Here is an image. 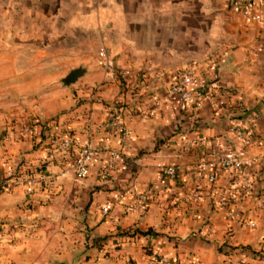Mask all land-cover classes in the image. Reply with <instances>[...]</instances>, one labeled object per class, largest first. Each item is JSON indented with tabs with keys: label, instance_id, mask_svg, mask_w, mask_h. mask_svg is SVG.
Returning <instances> with one entry per match:
<instances>
[{
	"label": "crops",
	"instance_id": "obj_1",
	"mask_svg": "<svg viewBox=\"0 0 264 264\" xmlns=\"http://www.w3.org/2000/svg\"><path fill=\"white\" fill-rule=\"evenodd\" d=\"M247 6L264 14L262 0H0L4 78L27 95L23 112L0 126V180L12 167L54 180L32 193L0 189V264H145L153 254L176 264H264V22ZM102 46L120 74H132L131 89L98 66ZM150 64L155 72L144 75ZM78 67L84 76L61 86ZM183 70L214 94L200 109L169 93L171 73ZM119 108L132 134L124 143L115 130L109 149L122 160L102 181L111 156L97 127ZM250 120L258 170L245 196L239 175L220 172L210 183L198 164L236 148L233 128ZM56 136L75 145L55 150ZM87 142L98 151L79 180L66 168ZM160 162L175 165L177 178L164 177ZM134 184L149 200L128 213ZM195 190L200 200L185 201ZM224 191L237 197L223 204Z\"/></svg>",
	"mask_w": 264,
	"mask_h": 264
},
{
	"label": "built area",
	"instance_id": "obj_2",
	"mask_svg": "<svg viewBox=\"0 0 264 264\" xmlns=\"http://www.w3.org/2000/svg\"><path fill=\"white\" fill-rule=\"evenodd\" d=\"M264 3V0H262ZM244 13L247 16L254 17L255 19L264 22V14L261 16H256L253 14V10L250 6L245 7ZM98 66L103 68L105 72L111 77L115 78L117 76V69L115 67L113 59L110 57L106 47L102 46L98 51L97 57ZM155 72L154 65L150 64L147 66L144 75H148ZM125 77H132L130 73H123ZM169 93L172 95H179L181 100L185 103L194 102V108L200 109L203 106V101L206 98H211L214 94L210 93L206 89V85L202 77L198 76L195 71L183 70L174 71L170 75L169 81ZM196 96L198 97L197 100ZM217 107L221 105L220 101L214 102ZM135 111V110H134ZM123 108L117 109L111 116L107 123H103L97 127L98 132H104V136L101 143L100 149L110 150V158L105 162V164L100 168L99 178L102 181H109L113 173L118 168L120 161L122 160V152L120 149H109V142L114 136L115 130L120 131L122 142L126 143L131 134L132 129L122 120ZM134 112L129 110L128 114H133ZM103 128V130H101ZM30 132L31 129H26ZM233 133L239 140V144L236 148L232 150L224 151L223 148L218 150L217 154L212 158L202 159L199 164V172L205 175L210 183H215L218 180L220 172H228L231 174H237L242 180L241 195H250L254 188V172L257 169H253L255 166L254 160L249 155V148L254 142L255 134L251 123L246 122L243 125H238L233 128ZM6 142H11L13 140L12 135L7 134L5 136ZM184 140V139H183ZM52 144L55 150L67 153L75 145V140L70 136L63 137H53ZM195 142H189L188 146H195ZM219 145V144H217ZM98 149H96L91 142H87L78 153L77 157L73 159L66 168V171L71 172L76 179L82 180L87 178L91 173V166L93 160L96 157ZM157 168L160 173L170 179L177 178L178 170L175 165L168 164L166 162H160L157 164ZM19 167H12L7 170L5 178L0 180V189L5 192H11L16 188H23L27 192H34L36 188L42 184H48L50 188L54 187L53 178L44 172L30 171L28 173H21ZM127 193L132 194V201L127 205L126 211L128 213H138L140 212L148 203L149 196L148 193L139 190L137 185H132L129 187ZM236 198L237 195L229 194V192H222L219 201L226 204L228 198ZM201 198V193L199 190H195L185 198L187 202H197ZM250 228H257V222L255 219H250L247 222ZM264 245V235L261 241ZM138 264V263H135ZM145 264H176L167 255H150ZM177 264H186L185 262H179ZM198 264V263H197ZM225 264H234L233 261L228 260Z\"/></svg>",
	"mask_w": 264,
	"mask_h": 264
},
{
	"label": "rangeland",
	"instance_id": "obj_3",
	"mask_svg": "<svg viewBox=\"0 0 264 264\" xmlns=\"http://www.w3.org/2000/svg\"><path fill=\"white\" fill-rule=\"evenodd\" d=\"M1 23L2 22L0 21V29H1ZM97 57H98V55H97ZM3 58H4V56H3L2 50L0 48V126L5 124L8 121V119H12L18 113L23 112L22 108L26 104L25 101L27 99V95L25 94V92L23 91V88H22L23 86H20L18 84H9L8 80L4 78L5 76L8 75L6 73H8L9 70L3 68V62H4ZM120 71H121L120 69L117 70V75L121 79L122 88L125 87L126 90L131 89V84L133 83V81H128L130 79L125 80L127 77H124L123 74H120L119 73ZM151 74H153V73H151ZM150 76H147V79H149ZM61 86H65L63 81H62ZM126 86H128V87H126ZM65 99H67L66 96H65V98H63V100H64V103H62L63 106H67V102ZM77 103H78V101H77ZM125 105L128 106V104H125ZM61 108H63V107H61ZM65 108H63V109H65ZM60 110H62V109H60ZM64 232H66V231H64Z\"/></svg>",
	"mask_w": 264,
	"mask_h": 264
},
{
	"label": "water",
	"instance_id": "obj_4",
	"mask_svg": "<svg viewBox=\"0 0 264 264\" xmlns=\"http://www.w3.org/2000/svg\"><path fill=\"white\" fill-rule=\"evenodd\" d=\"M85 74V69L83 67H78L72 69L67 76L63 78V82L66 86H70L76 83Z\"/></svg>",
	"mask_w": 264,
	"mask_h": 264
}]
</instances>
